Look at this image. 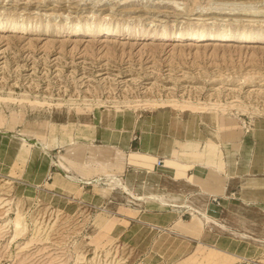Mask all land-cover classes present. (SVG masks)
I'll use <instances>...</instances> for the list:
<instances>
[{"label":"rangeland","instance_id":"obj_1","mask_svg":"<svg viewBox=\"0 0 264 264\" xmlns=\"http://www.w3.org/2000/svg\"><path fill=\"white\" fill-rule=\"evenodd\" d=\"M173 1L179 4V11L176 4L155 9L141 5L145 0H130L127 5L121 4L123 0H0V24L7 28L23 24L30 30L26 34L0 33V264H246L237 254L249 255L255 261L250 264L264 263L263 230L247 231L225 213L210 212L227 229L213 227L202 242H195L197 231L188 214L180 217L187 237L179 238L166 231L159 208L127 203L120 189L101 197L97 185L79 184L55 171L53 164L60 154L77 175L89 179L92 171L99 172L92 181L107 174L121 177L107 168L119 163L122 155L95 139L133 137L135 148L140 131L146 128L154 136L158 129L161 136L163 128L170 132L181 125L193 130L194 137L207 134L217 143L218 122L239 133L229 139L239 138L243 127L245 131L258 127L255 136L241 135L237 150L244 139V149L254 143L263 147L264 42L195 47L58 36L65 29L91 23L129 26L142 32L163 27L173 31L229 28L264 36V0H243L250 2L243 9L254 13L253 18L233 11L215 15L214 24L209 23L213 21L209 16L198 13L234 0ZM146 10L153 11L147 14ZM206 107L212 108L208 111ZM222 107L226 110L221 111ZM109 108L123 109L125 114L105 119ZM68 123L71 127L66 131L62 127ZM106 123L114 129L124 125L131 133L119 131L120 135L118 130L104 128ZM136 129L140 130L137 134ZM20 134L28 143L17 148ZM50 138L64 143L48 150L52 171L46 174L42 189V178L38 185L27 181L34 168L32 161H39L36 173L47 166L40 153H35L34 141ZM219 141L222 149L230 144ZM141 154L145 155L128 151L126 158L133 164ZM10 165L9 176L17 178L16 171L21 170L22 181L6 177ZM53 176L62 179L55 178V189L47 186ZM144 178L125 180L127 185L137 186ZM142 206L155 210L145 213L148 216L144 217L151 215L147 223L139 219ZM16 215L20 227L14 225ZM157 221L161 223L158 229L151 226ZM256 236L258 240L253 242Z\"/></svg>","mask_w":264,"mask_h":264},{"label":"crops","instance_id":"obj_2","mask_svg":"<svg viewBox=\"0 0 264 264\" xmlns=\"http://www.w3.org/2000/svg\"><path fill=\"white\" fill-rule=\"evenodd\" d=\"M217 124L218 133L216 135H218L219 140H221L222 143L228 142L231 146L227 144L222 149L217 144L221 143L219 140L215 143L207 134L204 135L205 138H203L202 134H197V136L194 137L192 134L193 130H189L183 126L181 127V125L173 127L170 132L163 128V134L161 136L158 129L155 136L152 134L153 131L150 128H146L144 130L145 132L136 129V134L140 131V136L135 148H132L131 144L133 137H128L127 139L125 137L122 140L118 135H115L116 139L108 140L97 137L95 141L99 143H114L117 145L115 147L117 148V155H122V158L119 163L114 164L113 167H111L112 165L108 166L107 171L121 175L123 179H129L130 181L128 180L127 182L135 181L136 178L143 179L147 177L146 181L150 180L159 183V186L156 188L159 192L166 193L165 190L171 189L173 193H178L184 198L188 197L187 199L190 200L198 196L201 201H207L205 206L209 208L210 212L216 210L219 213H225L228 215L229 219L242 226V228L250 230L252 233H257V230H263L264 232V146L260 147L257 143H254L252 147L244 149V145L246 144L244 139L243 143H240L242 145H240L238 150H233L232 148H237L239 139H229L228 137L239 133H236V130L232 127H223L219 122ZM205 131L206 129L203 130L204 133ZM118 133L120 132L118 131ZM225 138L227 139L225 140ZM122 143H124V145ZM167 147H169L168 150ZM136 150L145 153V155H138L139 160L131 164L126 158L127 153L128 151ZM171 150L173 157L172 167H167L163 157L169 155ZM154 157H157L158 160H154ZM117 159H119L118 156ZM32 162L34 163V168L31 177H28L30 180L27 182L38 185L41 178L42 182L46 181L47 166L45 171L42 170V172L36 173V167L39 161ZM27 163H30V161ZM27 163L24 162V164ZM11 165L8 176L6 177L16 181H22L21 178L23 175L21 170L16 171L17 175L19 174L17 178L9 176L11 173ZM18 168L20 169V167ZM150 170L153 174L151 176L146 173L147 171L150 172ZM213 170L216 173H214ZM92 172L93 174L89 175V179L91 180L99 175V172ZM80 175L88 178L87 175ZM80 175L78 174V176ZM59 177L60 176L51 177L53 181L51 184L47 182V186L54 188L52 184L55 178H57L58 182L62 180L61 177ZM44 188L45 186L42 189ZM223 194H227V197L223 203H221L219 199H222ZM141 208V218L139 219L147 223L148 221L146 219L151 218V215H149V217H144L148 216L145 213L147 211L151 212L153 209L148 210L145 206ZM187 208L188 207L179 205L174 208V212L177 214L176 218H180L184 214H188L190 218V209ZM209 233L210 232L205 233L204 237ZM256 237L253 242L258 240V237ZM262 243L263 245L261 246L264 248V242ZM262 257H264V254ZM261 264H264L263 261Z\"/></svg>","mask_w":264,"mask_h":264},{"label":"bare ground","instance_id":"obj_3","mask_svg":"<svg viewBox=\"0 0 264 264\" xmlns=\"http://www.w3.org/2000/svg\"><path fill=\"white\" fill-rule=\"evenodd\" d=\"M140 1H143V0H140ZM153 1H156V2H153ZM129 2H130V0H123V2H121V4L122 5H127ZM193 3H195V2H193ZM226 3L227 2L219 3L216 7L212 8L211 11H209V12H205L206 10L205 11L201 10L198 13V16H209V18H207V19H213V21L210 20L211 21V22H209L210 24L216 23V19L217 18L214 17L215 15H225V14L226 15H231V12H233V11H239L237 14L242 15V17H244V18H253V17L256 16V15H254V13H246L245 12V10L243 9V7L245 6V4L247 2H245L243 0L242 1H240V0H234V1H232V3H229V4L227 3L228 4L227 7H225V6L223 7V5H225ZM249 3H247V4H249ZM169 4H170V7L173 6V4H176L175 5L176 6V10L179 11L180 8L177 9V7H178L179 4L176 3V2H174L173 0H167V1H165V0H145V2H142L141 3V5H143V6H147V7L153 6L154 9L155 8H159V7H162V6H166V8H167V7H169ZM175 6H173V7H175ZM238 6H241V7H238ZM252 7L254 8V6H252ZM207 9L209 10L210 8H207ZM250 9H251V6H250ZM174 10H175V8H174ZM183 10H184V8H183ZM226 10L228 12H226ZM146 11H147L146 13L148 14V13H150L153 10H146ZM190 15H193V14H190ZM145 16L146 15H144V17ZM145 18H148V16H146ZM241 20L242 21L245 20V21H248V22H254L255 21L254 19H241ZM233 21H235V23H237V20L234 19ZM217 28H219V27H217ZM170 29L169 28H166V27H163L161 29L155 28L154 30H151L150 32H148V31L147 32H142V31H138L139 29L136 30L135 28H131L129 26H126V27H123L122 28L121 26H119V27H113V26H111V24L110 25H107V26H102V25H99V24H96V23H91V24L86 25V26H79L78 25V26H74V27L65 29L64 31L61 32V35H58V36L59 37H62V38H66L68 40H79V39L80 40L81 39H88V40H92V39H103V40H111V39H131V40H138V41H142V42L149 41V42H152V43L153 42L154 43H161L163 45H166V44H170V45L171 44L181 45L183 43H186L188 46L191 45V46H195V47H199L201 45L205 46V45H209V44H213L214 47H215L216 45H232V44H240L241 45V44L262 43V42H264V36H257V35L255 36L252 33H249V32H247L245 30H243L242 32H236L234 30L232 31L229 28H221V29H218V30H214V29H211V28L202 29V30H200L199 28H195V29L193 28V29H190V31H189V29L187 30L185 28L184 29L177 30V31H173V30H170ZM28 31H30V30L27 28V26H25L23 24H16L15 23L10 28H7L5 25L0 24V33L10 32L12 34H26ZM211 108L212 107H206V109L208 111ZM214 109H217V108H214ZM224 110H226V108L225 107H222L221 111H224ZM106 113L107 114L105 116H103V118H105V119L113 118L114 115H117V114H121V115H124L125 114L124 111H123V109H119V108L118 109H114V110H112L110 108L109 109H106ZM217 120L219 121V118ZM125 124H126V122H125ZM126 126H127V124H126ZM50 127H51V131H52L53 130L52 127H54V125H51ZM55 127H58V126H55ZM61 127H62V125L59 126L58 128H61ZM70 127H71V125H70V123H68V124L63 125L62 128L65 129L66 131H69ZM114 127L115 126H111V127L108 126V123H106V125L104 126V128H106V129H108L110 131L111 130H113V131L114 130H118V131L130 132L129 131L130 130L129 127L127 128L124 125L121 126V127H119V128H117V129H114ZM244 128L246 129V127H243V130L241 132V135L245 137V136H248V134H250L251 136H255V134H256L255 131H257L256 129L258 127L257 128L256 127H254V128H252V127L251 128H247L246 131L244 130ZM260 130H262V129L260 128ZM104 133H107V132H104ZM241 135L238 138L239 139L238 142L241 140ZM19 136H20V138H19L20 141H19V145H18L17 148H19L21 144L28 143L26 141V139H27L26 136L21 135V134ZM34 142H36V144L33 145L34 151H35V153H40L41 160L47 161L46 162L47 163L46 174H49L52 171L50 169V167H51V164L53 163V161L51 160V158L49 156L48 150H50V148L52 146L56 145V144L59 145L61 143L63 145L64 141H63V139H60L59 141H56V138H50L47 141H39V140L36 139V141H34ZM103 144L104 145H107V146H111V147H116L117 146L114 143H103ZM122 144L124 145V143H122ZM29 146H30V144H29ZM168 148L169 147H167V150H168ZM209 148H211V147H209ZM232 149L233 150H236L237 148H232ZM154 150H155V148H154ZM161 154H162V152H161ZM57 157L59 158L58 159L59 161L54 162L53 165L56 168L55 171L59 172L63 176V178H65L67 180H70V181L78 182L79 184L97 185L99 187L100 196L101 197L108 196L112 192H114V190L116 191V189H120L121 192H123L124 195L126 196V197L125 196L124 197H125V200L127 201V203L136 202L138 205L139 204H149L151 206L154 205V207L159 208L160 211H157V213H163V216L164 217L162 219H164V222H166V224H163L162 223V225L167 226L165 229H166V231L168 233H171V234H174L176 236L183 237V238H186L187 237L186 235L183 234V231H182V229L180 227V225H183L184 226V224L182 222V219L176 218L177 217V214L174 212V208H176L178 205L179 206L188 207L187 209H190V211H189L190 212V218H189L190 219V223H191V226L193 227V230L194 231H197L196 232L197 233V235H196L197 238L195 239V242H202L203 239L205 238L204 237V234L205 233H208V232H211L213 227H216L218 230H220V229H223V230L227 229V226L225 225V223L223 222V220L221 218H216V217H214V216L211 215V213L209 211V208H207L205 206V204H206L207 201H203V200L201 201L200 198H198V196L194 197L195 199L191 198V200H190V199H187L188 197L187 198H184V197H181L178 193H173L171 189L165 190L166 193L159 192V191L156 190V187L159 185V183H156V181L154 182V181H150V180L143 181L142 183L138 184L137 186L127 185L125 179H123L121 177H117L116 175H113V174H107L104 177H100L99 179H97L95 181H92L90 179H87V178L78 176L77 173L74 172V170H72L69 166H66L64 164L63 158H62V156H60V154H58ZM172 158H173L172 157V150L170 151L169 155H167L166 157H163L164 163H165V165L167 167H172L171 166L172 165ZM199 164H200V162H199ZM208 171H207V173H208ZM146 173L149 176L153 175L151 173V170H150V172L147 171ZM214 173H216V172L214 171ZM162 187H163V185H162ZM139 189L141 190V192L138 191ZM226 197H227V194H225V195L223 194L222 195V199H219L220 202L223 203V201L226 199ZM161 210H163V211H161ZM15 212H16V210H15ZM15 217L16 218L14 220V225H15V227H20V225H21L20 217H19V215H16ZM227 220H229V219H227ZM34 221H36V220H34ZM34 221H33V223H34ZM151 226L158 229V228H160L161 223L157 221V224L156 225L151 224ZM229 226H230V224H229ZM231 226H232V224H231ZM38 228H40V227H38ZM247 231H244V232H247ZM236 236H238V235H236ZM249 238H251V237H249ZM262 242H264V239H263ZM214 247L217 248L219 246H217V244H214ZM244 255H246V254H244ZM244 255L237 254V256H239V258L244 263H246V264H250V263L254 262L253 259H251L248 256H244ZM258 264H261V263H258Z\"/></svg>","mask_w":264,"mask_h":264}]
</instances>
